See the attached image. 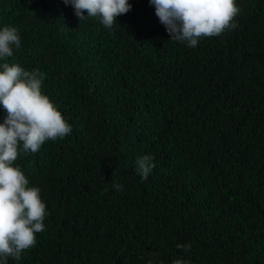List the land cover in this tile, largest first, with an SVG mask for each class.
<instances>
[{
    "label": "trees",
    "instance_id": "obj_1",
    "mask_svg": "<svg viewBox=\"0 0 264 264\" xmlns=\"http://www.w3.org/2000/svg\"><path fill=\"white\" fill-rule=\"evenodd\" d=\"M128 2L109 29L63 0H0L21 38L7 62L45 73L72 125L13 162L48 214L8 264H264V0H235L236 28L194 48Z\"/></svg>",
    "mask_w": 264,
    "mask_h": 264
},
{
    "label": "clouds",
    "instance_id": "obj_2",
    "mask_svg": "<svg viewBox=\"0 0 264 264\" xmlns=\"http://www.w3.org/2000/svg\"><path fill=\"white\" fill-rule=\"evenodd\" d=\"M71 5L79 21L97 18L111 29L116 18L131 10L128 0H63ZM155 14L171 39L196 47L199 39L219 36L236 28L234 17L241 11L235 0H149ZM85 11L87 15H85ZM21 47L19 30L13 26L0 29V106L6 115L0 123V264L8 258L19 261L22 253L35 246L37 233L45 231L46 203L39 187H29V180L19 166H13L19 150L37 153L45 141L63 139L71 134L67 123L50 98L42 93L45 73L25 70L19 63H8L14 48ZM154 157L137 158L142 179L155 167ZM117 191L123 185L113 184ZM187 249L190 245H177ZM151 264V261H149ZM174 264H188L177 259Z\"/></svg>",
    "mask_w": 264,
    "mask_h": 264
}]
</instances>
